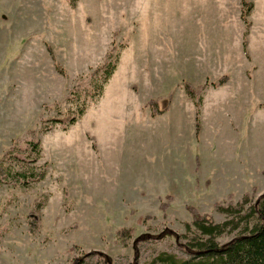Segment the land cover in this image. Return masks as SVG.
Here are the masks:
<instances>
[{
  "label": "rangeland",
  "instance_id": "374dc122",
  "mask_svg": "<svg viewBox=\"0 0 264 264\" xmlns=\"http://www.w3.org/2000/svg\"><path fill=\"white\" fill-rule=\"evenodd\" d=\"M254 187L264 0H0V264H128L143 235H188V206L222 223ZM138 245L141 264L186 258Z\"/></svg>",
  "mask_w": 264,
  "mask_h": 264
},
{
  "label": "trees",
  "instance_id": "16d2710c",
  "mask_svg": "<svg viewBox=\"0 0 264 264\" xmlns=\"http://www.w3.org/2000/svg\"><path fill=\"white\" fill-rule=\"evenodd\" d=\"M243 4L245 8L247 6V14L251 13L253 6L246 5V1ZM115 70V66L108 69L104 79L97 84L96 97L99 99ZM223 84H225L224 80L219 85ZM186 93L191 98H195V92L190 86L186 87ZM86 110L87 105L83 103L79 107V115L83 116ZM74 122L76 119L73 118L71 124ZM252 191V194H246L237 203L233 201L231 195L228 202L215 205L217 212L225 217L222 223H217L210 217L202 215L195 207L188 206L187 209L193 217V223L186 225L188 235H179L169 229L156 237L143 235L134 242V259L128 264H141L138 248L141 241L162 240L170 236L177 240L178 247L186 258L163 252L146 264H264V193L256 197L257 188L254 187ZM167 208L166 204L161 205L163 212ZM133 232V229H124L120 230L117 236L120 240L126 241ZM226 235H233L232 240L221 244L219 238ZM93 255L99 256V262L90 261L89 258ZM72 264L115 263L104 253L92 252L74 259Z\"/></svg>",
  "mask_w": 264,
  "mask_h": 264
}]
</instances>
